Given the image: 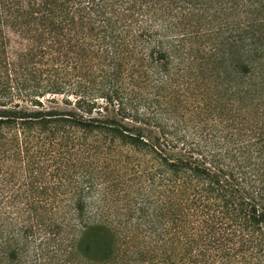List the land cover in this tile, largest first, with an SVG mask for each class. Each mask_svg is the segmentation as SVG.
<instances>
[{"label": "trees", "instance_id": "16d2710c", "mask_svg": "<svg viewBox=\"0 0 264 264\" xmlns=\"http://www.w3.org/2000/svg\"><path fill=\"white\" fill-rule=\"evenodd\" d=\"M0 264H264V0H0Z\"/></svg>", "mask_w": 264, "mask_h": 264}]
</instances>
